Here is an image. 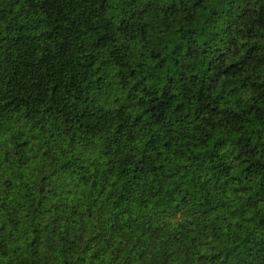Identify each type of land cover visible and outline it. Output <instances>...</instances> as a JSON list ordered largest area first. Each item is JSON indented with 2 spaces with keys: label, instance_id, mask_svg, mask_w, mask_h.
<instances>
[{
  "label": "trees",
  "instance_id": "1",
  "mask_svg": "<svg viewBox=\"0 0 264 264\" xmlns=\"http://www.w3.org/2000/svg\"><path fill=\"white\" fill-rule=\"evenodd\" d=\"M0 264H264V0H0Z\"/></svg>",
  "mask_w": 264,
  "mask_h": 264
}]
</instances>
